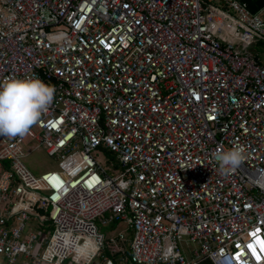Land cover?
Segmentation results:
<instances>
[{
  "label": "built area",
  "instance_id": "2783aa9c",
  "mask_svg": "<svg viewBox=\"0 0 264 264\" xmlns=\"http://www.w3.org/2000/svg\"><path fill=\"white\" fill-rule=\"evenodd\" d=\"M213 1L0 0V82L56 89L0 136L6 264H264V7ZM26 145L59 169L36 176ZM234 145L246 160L221 175Z\"/></svg>",
  "mask_w": 264,
  "mask_h": 264
},
{
  "label": "clouds",
  "instance_id": "9594fccd",
  "mask_svg": "<svg viewBox=\"0 0 264 264\" xmlns=\"http://www.w3.org/2000/svg\"><path fill=\"white\" fill-rule=\"evenodd\" d=\"M55 86L37 76L10 77L0 82V136H25L46 113L55 98ZM221 175L235 172L246 160L243 145L213 153Z\"/></svg>",
  "mask_w": 264,
  "mask_h": 264
},
{
  "label": "rangeland",
  "instance_id": "374dc122",
  "mask_svg": "<svg viewBox=\"0 0 264 264\" xmlns=\"http://www.w3.org/2000/svg\"><path fill=\"white\" fill-rule=\"evenodd\" d=\"M206 1L214 2L213 0ZM249 49L252 51H256L258 50V47L256 45H253L250 46ZM44 149V146H39L34 149V147H30L28 145H26L24 148V152L28 155L25 158V163L36 176H40L49 171L59 169L58 160L54 159L52 156L47 155ZM94 157L103 167L110 171L113 170L112 165L116 161V156L114 153L108 150L98 149L94 153ZM96 224L98 225V229L100 231L106 232V234H108L109 232H113L114 230H116L117 227H124L122 223H117L111 227L102 226L98 221L96 222ZM43 236L44 234L40 238L42 239ZM182 246L184 248V251L186 252V255L189 256L192 249V245L188 243L187 240H182ZM0 264H6L1 257Z\"/></svg>",
  "mask_w": 264,
  "mask_h": 264
},
{
  "label": "trees",
  "instance_id": "16d2710c",
  "mask_svg": "<svg viewBox=\"0 0 264 264\" xmlns=\"http://www.w3.org/2000/svg\"><path fill=\"white\" fill-rule=\"evenodd\" d=\"M252 12H257L264 7V0H245Z\"/></svg>",
  "mask_w": 264,
  "mask_h": 264
},
{
  "label": "crops",
  "instance_id": "0c3cea01",
  "mask_svg": "<svg viewBox=\"0 0 264 264\" xmlns=\"http://www.w3.org/2000/svg\"><path fill=\"white\" fill-rule=\"evenodd\" d=\"M256 46L258 47V50H256L255 53L258 54L262 62H264V43L259 42Z\"/></svg>",
  "mask_w": 264,
  "mask_h": 264
},
{
  "label": "snow or ice",
  "instance_id": "6c2138e0",
  "mask_svg": "<svg viewBox=\"0 0 264 264\" xmlns=\"http://www.w3.org/2000/svg\"><path fill=\"white\" fill-rule=\"evenodd\" d=\"M259 243L261 244L262 250H264V240H260ZM251 248V246H249Z\"/></svg>",
  "mask_w": 264,
  "mask_h": 264
}]
</instances>
